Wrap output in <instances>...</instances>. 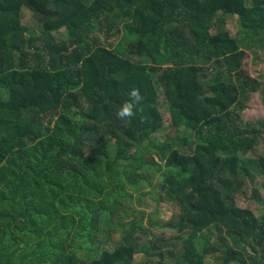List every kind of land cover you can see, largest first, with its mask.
<instances>
[{
	"label": "trees",
	"instance_id": "trees-1",
	"mask_svg": "<svg viewBox=\"0 0 264 264\" xmlns=\"http://www.w3.org/2000/svg\"><path fill=\"white\" fill-rule=\"evenodd\" d=\"M221 15L238 17V36ZM253 47L264 0H0V264H136L147 228L129 187H158L177 214L164 226L182 251L158 264H264V213L235 202L264 179V153L248 156L264 120L237 112L264 85L245 70ZM132 88L144 111L122 121ZM161 92L172 132L190 137L155 139ZM100 234L112 250L94 247Z\"/></svg>",
	"mask_w": 264,
	"mask_h": 264
},
{
	"label": "rangeland",
	"instance_id": "rangeland-1",
	"mask_svg": "<svg viewBox=\"0 0 264 264\" xmlns=\"http://www.w3.org/2000/svg\"><path fill=\"white\" fill-rule=\"evenodd\" d=\"M22 16V23L27 26L28 31L31 33L40 34L39 24L37 19L33 16L32 12L28 8H24ZM222 17V15H221ZM220 18V14L218 15ZM217 18V19H218ZM225 25L230 31L233 37L238 36L239 26L237 16H223ZM58 31L56 35H60ZM101 39L107 44L117 43L120 39V35H110L107 36L106 31L100 33ZM38 44L39 41L37 42ZM110 45V44H109ZM245 70L254 78H258L264 84V49L258 47H253L252 50L248 51L247 59L245 61ZM160 101L162 103V112L165 117L166 125L164 130L156 136V140L163 141L167 135L172 137L181 136L183 138L190 137V133L182 130H175L172 132V118L170 114L169 106L165 103L166 98L160 93ZM241 114L244 123H255L259 120H264V85L263 88L254 92L244 109L237 110ZM193 139V138H192ZM264 153V138H262L260 145L253 150L248 156L257 158ZM148 187L140 193H136L132 188H128L129 194L132 199L129 202L131 208V219L136 218L137 220L143 219V227L147 228L146 232H139L136 234V243L138 248V253L135 255L136 264H158L160 253H164L165 257L170 260H174L176 256L182 251L181 241L178 240V233L175 230L166 228L164 224L175 223L174 220L177 218V214L172 210L170 204L163 200L160 201L159 194L160 189L156 187L155 191H148ZM256 189V193H254ZM148 191V193H147ZM147 193V194H142ZM236 204L241 208H249L253 212L260 216L264 213V179L258 177L255 179L254 183L247 186L244 194L235 196ZM128 221V220H127ZM162 225L159 226V225ZM117 235L114 237L117 239ZM164 238L172 243L171 253L167 254L168 247L159 246L157 249H152L150 244L156 242V240ZM94 247H99L102 249L112 250V242H108L107 238L102 237L100 234L99 238L94 244ZM85 255V254H84ZM85 256L82 260L85 264H88ZM208 261L214 264L213 259H208ZM221 264V263H217ZM237 264V263H232Z\"/></svg>",
	"mask_w": 264,
	"mask_h": 264
},
{
	"label": "clouds",
	"instance_id": "clouds-1",
	"mask_svg": "<svg viewBox=\"0 0 264 264\" xmlns=\"http://www.w3.org/2000/svg\"><path fill=\"white\" fill-rule=\"evenodd\" d=\"M145 97L142 95L138 88H132L129 92V99L125 101L120 109L116 112V117L120 120H131L138 114H142L144 111ZM143 120V116L141 115Z\"/></svg>",
	"mask_w": 264,
	"mask_h": 264
}]
</instances>
